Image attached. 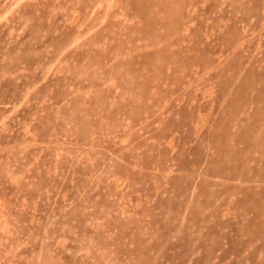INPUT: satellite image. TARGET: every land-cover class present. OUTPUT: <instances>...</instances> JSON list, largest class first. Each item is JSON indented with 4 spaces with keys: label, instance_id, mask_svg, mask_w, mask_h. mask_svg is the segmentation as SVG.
Here are the masks:
<instances>
[{
    "label": "rangeland",
    "instance_id": "rangeland-1",
    "mask_svg": "<svg viewBox=\"0 0 264 264\" xmlns=\"http://www.w3.org/2000/svg\"><path fill=\"white\" fill-rule=\"evenodd\" d=\"M0 264H264V0H0Z\"/></svg>",
    "mask_w": 264,
    "mask_h": 264
}]
</instances>
